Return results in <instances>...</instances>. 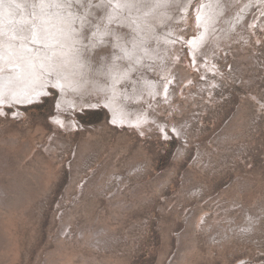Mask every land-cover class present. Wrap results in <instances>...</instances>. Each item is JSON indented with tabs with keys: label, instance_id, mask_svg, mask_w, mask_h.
Masks as SVG:
<instances>
[{
	"label": "rangeland",
	"instance_id": "obj_1",
	"mask_svg": "<svg viewBox=\"0 0 264 264\" xmlns=\"http://www.w3.org/2000/svg\"><path fill=\"white\" fill-rule=\"evenodd\" d=\"M65 1L87 73L108 85L114 51L92 30L112 0ZM184 1L179 36L159 29L162 59L123 62L119 102L144 121L113 123L93 92L73 99L97 106L59 112L54 86L0 111V264H264V1L218 0L200 46L207 0Z\"/></svg>",
	"mask_w": 264,
	"mask_h": 264
},
{
	"label": "bare ground",
	"instance_id": "obj_2",
	"mask_svg": "<svg viewBox=\"0 0 264 264\" xmlns=\"http://www.w3.org/2000/svg\"><path fill=\"white\" fill-rule=\"evenodd\" d=\"M188 4L184 0H112L110 4L105 3L108 13L101 20L104 26L98 22L92 30L95 36L92 47L109 43L113 48L114 56L108 62L106 72L110 83L106 85L94 73H87L91 68H87L82 51L77 48L81 44L84 22L67 17L65 0H0V111H5L6 104L9 106L14 102L33 103L54 86L62 96L59 112L64 107L97 106L94 102L87 104L73 99L74 95L93 92L101 96L100 102L112 114L113 123L126 126L144 121L145 115L138 112L131 115L119 102L121 84L130 76L123 62L128 61L131 69H136L149 66L153 59H162L160 43L171 44L173 41L159 29L170 25V31L168 28L163 30L179 36L170 21L181 18L174 15L175 6H182L187 11ZM217 5L218 0H207L199 5L198 20L205 29L194 39L199 46L211 33ZM124 27L130 30L131 36L120 35L119 30ZM110 36L114 39L108 40ZM145 81L149 82L148 79ZM39 84L43 88L36 91ZM147 86L150 87L148 95L158 94L153 83ZM141 96L134 95V98ZM54 119L65 126L66 119L61 113Z\"/></svg>",
	"mask_w": 264,
	"mask_h": 264
}]
</instances>
